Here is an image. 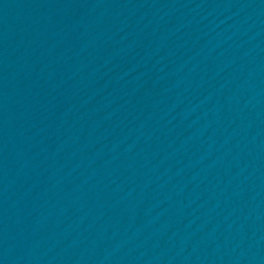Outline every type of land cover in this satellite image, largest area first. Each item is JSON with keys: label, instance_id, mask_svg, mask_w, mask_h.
Returning <instances> with one entry per match:
<instances>
[{"label": "water", "instance_id": "obj_1", "mask_svg": "<svg viewBox=\"0 0 264 264\" xmlns=\"http://www.w3.org/2000/svg\"><path fill=\"white\" fill-rule=\"evenodd\" d=\"M0 264H264V0H0Z\"/></svg>", "mask_w": 264, "mask_h": 264}]
</instances>
